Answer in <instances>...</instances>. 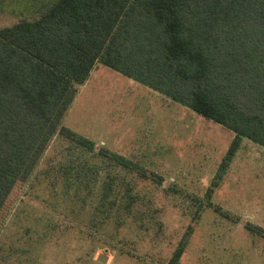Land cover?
Masks as SVG:
<instances>
[{
  "label": "trees",
  "instance_id": "1",
  "mask_svg": "<svg viewBox=\"0 0 264 264\" xmlns=\"http://www.w3.org/2000/svg\"><path fill=\"white\" fill-rule=\"evenodd\" d=\"M34 9L0 27V229L12 194L35 177L59 134L91 154L57 171L65 196L90 207L95 224L145 225L136 189L146 169L64 125L99 65L232 131L217 181L245 139L264 147V0H44Z\"/></svg>",
  "mask_w": 264,
  "mask_h": 264
},
{
  "label": "rangeland",
  "instance_id": "2",
  "mask_svg": "<svg viewBox=\"0 0 264 264\" xmlns=\"http://www.w3.org/2000/svg\"><path fill=\"white\" fill-rule=\"evenodd\" d=\"M5 2L0 27L32 17L44 0ZM64 125L146 169L136 189L145 225L95 224L90 207L65 196L57 171L91 154L59 134L11 196L0 264H170L191 227L178 264H264V147L245 139L217 181L233 132L105 65L80 86Z\"/></svg>",
  "mask_w": 264,
  "mask_h": 264
},
{
  "label": "water",
  "instance_id": "3",
  "mask_svg": "<svg viewBox=\"0 0 264 264\" xmlns=\"http://www.w3.org/2000/svg\"><path fill=\"white\" fill-rule=\"evenodd\" d=\"M98 260L101 261L102 263H106V261H107V256L104 255V254H100V255L98 256Z\"/></svg>",
  "mask_w": 264,
  "mask_h": 264
}]
</instances>
